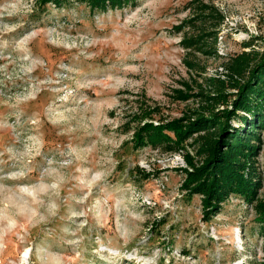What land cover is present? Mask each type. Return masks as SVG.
Instances as JSON below:
<instances>
[{"label": "rangeland", "instance_id": "obj_1", "mask_svg": "<svg viewBox=\"0 0 264 264\" xmlns=\"http://www.w3.org/2000/svg\"><path fill=\"white\" fill-rule=\"evenodd\" d=\"M205 5L220 16L208 53L183 44ZM251 49L264 51V0H0V264H264V127L255 198L230 194L209 218L184 186L198 134L172 150L133 140L146 122L232 108L235 90L216 107L204 96Z\"/></svg>", "mask_w": 264, "mask_h": 264}, {"label": "trees", "instance_id": "obj_2", "mask_svg": "<svg viewBox=\"0 0 264 264\" xmlns=\"http://www.w3.org/2000/svg\"><path fill=\"white\" fill-rule=\"evenodd\" d=\"M86 1L93 10L119 8L132 0H74ZM61 5L71 0H41L42 6L48 3ZM210 9V11H206ZM216 10L206 5L201 9L199 19L203 22L198 32L185 37L184 46L196 48L204 52H213L208 46L206 37L212 35L211 30L220 24ZM217 17V20H214ZM209 26V27H208ZM214 42L217 33H214ZM250 43L244 48L250 47ZM210 50V51H209ZM193 69L199 67L193 61H187ZM225 78H211L210 91L205 97L207 104L216 107L228 102L230 98L227 88L235 90L232 108L221 111H210L205 114L200 110L193 111L195 117L187 116L172 122L154 125L144 123L136 130L133 138L136 148L151 143L165 145L169 149L183 145L184 140L192 134H198V153L202 163L193 164L192 171H187L184 186L191 193L204 196L207 218L216 211L219 203L230 194H240L251 201L255 198L258 188V173L253 161L254 153L259 148L254 142L261 141L260 129L264 127V51L255 49L243 50L230 55L223 63ZM214 92V93H212ZM238 111L246 114L240 115ZM250 116V117H249ZM239 118L243 127L230 124L231 119ZM168 132H173V138ZM258 218L264 223V204H257Z\"/></svg>", "mask_w": 264, "mask_h": 264}]
</instances>
